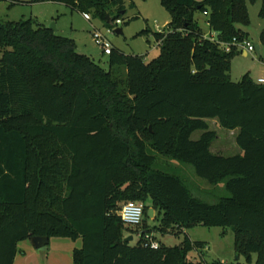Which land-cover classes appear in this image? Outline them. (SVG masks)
Returning <instances> with one entry per match:
<instances>
[{"label": "trees", "instance_id": "obj_1", "mask_svg": "<svg viewBox=\"0 0 264 264\" xmlns=\"http://www.w3.org/2000/svg\"><path fill=\"white\" fill-rule=\"evenodd\" d=\"M54 1L107 23L124 9L122 0ZM247 1L161 0L171 20L154 34L159 55L146 62L112 48L109 69L36 19L0 20V264H14L19 243L34 236L81 239L73 264H239L192 258L207 246L185 233L197 225L231 228L236 253L264 264V84L249 73L232 81L238 47L225 49L248 40L239 27L250 24ZM209 119L238 130L240 153L212 152ZM159 156L231 196L198 199ZM128 201L159 216L145 233H185L184 241L126 242L132 231L118 212Z\"/></svg>", "mask_w": 264, "mask_h": 264}, {"label": "rangeland", "instance_id": "obj_2", "mask_svg": "<svg viewBox=\"0 0 264 264\" xmlns=\"http://www.w3.org/2000/svg\"><path fill=\"white\" fill-rule=\"evenodd\" d=\"M122 1L124 9L119 11L121 23L118 24L116 20L107 23L106 20L91 15L87 18L86 15L72 11L66 5L54 0H0V20L19 21L20 19L33 18L48 27L55 24V31L58 34L75 41L79 53L89 56L105 69H109L110 55L105 54L103 46L96 42L94 33L97 31L110 41L114 50L125 55H140L146 62H150L160 53L159 43L154 34L164 29L166 23L171 20V15L164 8L161 0ZM247 4L250 24L239 27L249 33L248 41L252 45H260V53L255 50L254 54L244 55L240 48L237 49L231 60L230 79L234 82L240 81L243 75L249 73L250 70H255V67L259 69L264 61V46L260 41L264 19L259 14L262 0H248ZM117 14L118 11L113 8L112 17L116 18ZM196 20L203 28L205 35L212 36L210 35L212 31L208 26L207 17L203 13L197 12ZM117 29H120L121 33H116ZM146 30L149 32L143 33ZM209 126L218 135L213 143V152L226 156L241 152L236 143L238 130L223 128L216 119H210ZM200 133L202 132H195L192 138L198 139ZM158 162L166 170L177 173L191 187L195 197L202 201L218 203L221 199L231 196L223 183L211 185L206 180L199 178L191 165L181 164L164 156H159ZM200 185L208 187L209 192L198 190ZM150 202V199H147L145 205H150ZM158 219L154 220L144 215L141 228L146 226L153 229L159 225ZM129 227L132 232L131 234L126 232V236L132 235L134 238L131 244L135 245L140 239L136 231L138 227ZM153 233H155L160 244L167 247L180 245L186 236L185 233H161L159 231ZM188 236L195 241L207 243L203 255H199V251L191 252L192 258H199L200 256L207 262L218 260L224 263L248 264L243 255L239 256L236 253L235 234L231 228L197 225L188 230ZM56 240L64 241L66 244H56ZM81 245V239L53 237L47 248L36 251L38 252L37 260L32 257L31 264H73V251ZM255 258L254 255V260Z\"/></svg>", "mask_w": 264, "mask_h": 264}, {"label": "built area", "instance_id": "obj_3", "mask_svg": "<svg viewBox=\"0 0 264 264\" xmlns=\"http://www.w3.org/2000/svg\"><path fill=\"white\" fill-rule=\"evenodd\" d=\"M116 23H121V20L117 19ZM94 38L99 45L103 46L105 54H111L113 47L110 41L103 34L97 31L94 33ZM211 38L214 39V36H212ZM233 46H236L241 50L244 49L249 54H254L256 50V46L252 45L248 40L239 43L234 42L233 44L227 43L225 44V49L227 51H230ZM257 82L260 84H264V78H259ZM144 209L145 206L142 202L128 201L122 205V207L119 209L118 214L127 226L138 227V235L140 236V238H143L145 246H150L151 248L157 249L160 246V242L155 238V234L152 232L145 233L143 231V228H141L144 218Z\"/></svg>", "mask_w": 264, "mask_h": 264}, {"label": "crops", "instance_id": "obj_4", "mask_svg": "<svg viewBox=\"0 0 264 264\" xmlns=\"http://www.w3.org/2000/svg\"><path fill=\"white\" fill-rule=\"evenodd\" d=\"M86 17L88 18L89 16L86 15ZM168 23H166V25ZM210 35L216 36V33L212 32ZM242 52L244 53V55H248L249 54L244 49H242ZM249 73L251 74L252 79L255 80V81H257L259 78H264V61L262 62V66H260L259 69L257 67H255V70H250ZM207 121L209 122L210 119L207 120ZM200 135H201V133L199 134V136ZM212 148H213V144H212L211 150H212ZM214 153H216V152H214ZM200 186H201L200 188H197L198 190L204 191V192L205 191L209 192V188L208 187L203 186V185H200ZM155 215H156V213L154 212V217H155ZM185 233L188 234V230H186ZM52 239L53 238H50V242L52 241ZM191 240L195 241L193 239H191ZM56 241H57L56 244H61V245L62 244L65 245L66 244V242H64V241H60V240H56ZM206 248H207V246H206ZM206 248L203 249L204 252L206 251ZM18 249H19V251H18V254H17L16 258H15L14 264H31V258L32 257H34L37 260V257H38L37 253L38 252H36V251H41L42 250V249L38 250V249L34 248V246L31 244L30 240L22 241L21 243H19ZM192 253H195V251H192ZM192 253H190V256H191Z\"/></svg>", "mask_w": 264, "mask_h": 264}, {"label": "water", "instance_id": "obj_5", "mask_svg": "<svg viewBox=\"0 0 264 264\" xmlns=\"http://www.w3.org/2000/svg\"><path fill=\"white\" fill-rule=\"evenodd\" d=\"M108 20L110 21L109 16L107 17ZM51 29L56 30L55 24H52L50 26ZM116 33H121L120 29L116 30ZM256 50L257 52L260 53V45L256 46ZM154 209L150 208L148 211V216L151 218H154ZM133 236L130 235L127 238H125L126 242H131L133 240ZM31 244L36 248V249H45L46 247H48L49 243H50V238L49 237H44V236H34L30 239Z\"/></svg>", "mask_w": 264, "mask_h": 264}]
</instances>
